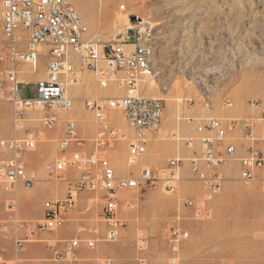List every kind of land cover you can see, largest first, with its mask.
Wrapping results in <instances>:
<instances>
[{
	"label": "rangeland",
	"instance_id": "374dc122",
	"mask_svg": "<svg viewBox=\"0 0 264 264\" xmlns=\"http://www.w3.org/2000/svg\"><path fill=\"white\" fill-rule=\"evenodd\" d=\"M69 1L86 25L84 36L99 43L112 41L128 18L137 16L153 24L156 35L152 58L154 75L139 83V94L162 98L166 110L164 124L169 121L175 124L176 117L198 115L215 116L225 123L229 117L247 118L264 113V0ZM47 48L42 45L33 73H28L30 66L27 64H19L20 69L27 72L21 73V77L27 80L26 76L39 78L43 75ZM149 82L153 83L151 89ZM83 86H91L99 97L122 93L114 83L97 88L89 80L84 81ZM19 90L23 97L32 96L35 84L21 82ZM206 101L209 108L204 107ZM226 101L232 106H226ZM253 102L257 107L251 105ZM191 109L197 114L186 112ZM42 114L41 110H28L25 126L41 128V122H34L30 117L40 118ZM13 115V106L0 101V139L15 135ZM55 115V126L44 130L43 138L50 141L42 138L35 149L23 154L26 167L34 170L37 176L30 188L20 184L15 187L19 186L25 197L34 189L27 203L28 212L23 211L19 194L5 189L0 183V264H98V260L104 258L111 259L112 264H136L135 239L140 231L148 241L149 264H168L173 252L167 242V232L173 225H179L189 233L177 248L175 264H264V188L258 181L246 184L239 179L237 153L233 160L221 166V169L230 166L231 170H221L222 188L201 219L194 218L191 209L183 203L186 199H198L202 193L201 182L190 175L189 161L184 160L181 180L174 192L164 190L161 184L145 190L127 191L133 202L119 212L124 225L116 240L104 239L105 222L99 199L103 191H83L61 227L53 231H36L33 237L41 240L23 241L17 250L16 240L25 238L24 228L33 227L41 218L43 202L64 194L65 184L49 176L59 153L57 137L63 134L64 119L74 116L78 127L88 124L90 128L91 123L82 120L86 113L78 104L69 110H57ZM109 116L106 123L129 129L122 111H114ZM178 121L182 123V120ZM162 127L155 133V138L166 144V152L170 151L166 160L176 155L187 157L189 154L182 153L180 130L179 137L172 138L170 134L178 132ZM164 132L166 137L162 136ZM236 135L228 134L238 138ZM111 150L122 169L124 143L117 142ZM193 150L197 153L190 158L199 155L197 147ZM3 156L5 153L0 151V157ZM130 169L132 175H137L136 164ZM127 172L122 169L116 174L124 176ZM51 191L56 195L51 196ZM9 199H15L12 209L5 205ZM72 237L80 240L76 260L55 259L50 246L55 244L57 248L59 244L55 240ZM88 240L94 242L93 247L86 246Z\"/></svg>",
	"mask_w": 264,
	"mask_h": 264
},
{
	"label": "built area",
	"instance_id": "2783aa9c",
	"mask_svg": "<svg viewBox=\"0 0 264 264\" xmlns=\"http://www.w3.org/2000/svg\"><path fill=\"white\" fill-rule=\"evenodd\" d=\"M151 25L137 16L128 18L127 24L121 26L112 41L99 43L84 36L86 25L69 0H0V101L13 106L15 131L14 136L0 139V151L5 153L0 157V183L5 189L13 191L18 184L30 188L36 181V173L26 167L23 154L36 148L45 129L55 126V111L72 107L73 101L66 89L80 82L82 71L92 72L99 87L105 88L114 83L124 92L118 97L88 98L84 101L85 108L92 112L97 125L91 139L93 149L89 152L70 150L71 143L80 147L84 140L77 136L75 121L65 119L64 136L58 140L59 153L49 171L51 179L65 184L64 194L43 202L41 218L33 227L24 228L25 238L16 240L17 250L23 241L41 240L33 237L36 231H53L61 227L83 191H103L99 199L105 222L104 239L114 241L124 225L119 212L133 202L127 191L145 190L156 184H161L168 192L177 189L184 161L178 155L170 158L164 168L140 165L137 175H132L128 169L124 176L115 174L108 158L109 149L117 142H125L126 163L128 166L136 164L138 157L146 151V133L157 132L160 128L164 110L162 98L139 94V83L154 75L152 68L144 66V52L149 48V38H156L155 33H151ZM42 45L48 46L45 77L35 83L34 95L23 97L19 90V64L29 65V71L33 73ZM231 104L230 101L225 102L226 106ZM256 104L251 103L254 107H257ZM204 107L209 108V102L206 101ZM36 109L43 112L39 120L41 128L26 127L28 119L25 113ZM114 110L122 111L131 134L128 129L106 123L108 112ZM176 119L195 122L196 132L202 134L198 137L199 155L188 159V171L201 182L202 193L196 200L183 201L194 218L201 219L205 215L208 204L222 188L224 177L221 166L236 155L235 145L224 142L236 128L241 130L240 138L245 142L243 154L237 157L239 179L246 184L258 181L264 188V113L247 118L229 117L225 123L215 116ZM205 131L211 134H203ZM162 136L167 134L164 132ZM170 136L175 138V133ZM193 141L192 138L184 139L191 149ZM13 202L14 199L7 200L6 207L12 209ZM167 233V242L173 252L168 264H175L177 248L189 233L179 225L171 226ZM147 242L142 231L136 234V264H149ZM55 243L62 246H50L55 259H76L79 239H58ZM93 245V241H86L87 247ZM97 263L112 264V261L104 258Z\"/></svg>",
	"mask_w": 264,
	"mask_h": 264
},
{
	"label": "crops",
	"instance_id": "0c3cea01",
	"mask_svg": "<svg viewBox=\"0 0 264 264\" xmlns=\"http://www.w3.org/2000/svg\"><path fill=\"white\" fill-rule=\"evenodd\" d=\"M21 73L23 75L24 73H27V72H25V69L22 68L21 69ZM28 73H31L29 71V69H28ZM26 77H27V80H20V81L21 82H25V83H28V82L31 81V82H33V84H35L38 80H41V79H43L45 77V71H44L43 75L41 77H39V78L29 77V76H26ZM89 80H91L92 82H94L95 83V86L97 88L99 87L97 85V83H96L95 75L93 73H91L89 71H82L80 73V82L77 84V86L76 87H75V85L73 87L72 86H69L66 89L67 90V94L69 95V97L73 101L72 107L75 104H78V106L80 108H82V110L86 113V117L85 118H83V119L82 118H79V119L80 120L82 119L84 122H87V123L90 122L91 123L90 124V128L88 127V124L85 125V126L81 124L78 127V125H77V121L78 120H77L76 117H74V116H68V117L65 118V119H73L75 121V127H76L77 136L79 138H82L84 140L82 146H80V147H77L73 143H71L70 146H69L70 150L79 149V150H83L85 152H89V151H91L93 149V146H92V143H91V139H92V137H93V135L95 133V130L97 128V125L93 121L92 112L90 110H88L87 108H85L84 101L86 99H88V98H97L99 96L94 92V90L91 89V86H86V87L83 86V82L84 81H89ZM123 94H124V92L122 91V93L120 95H117V97L118 96H121ZM72 107L70 109H72ZM114 111L116 112L117 110H114ZM114 111L108 112V116H107L108 119L110 117L109 116V113H113ZM165 111L166 110H165V107H164L163 116H164ZM186 112L187 113H190V114H197V112L195 110H192V109L191 110H186ZM163 116H162V120H163ZM190 117H192V116H190ZM65 119H64V121H65ZM162 120H161V124H160V127H162V125H163L162 129H172V128L175 129L178 132V133H175L177 137H179V130H180L181 134H183L182 141H183V146L184 147H183V152L182 153L183 154H187V155L189 154L187 157H184L183 159L188 161V159L190 158V155L196 154L197 152H196V150L193 152V149L187 147L186 144H185V142H184V139H186V138H192L194 140L193 141V147L195 146L198 149H200V143L198 141V137L200 135H202V134L196 132V129H195L196 123L195 122L187 123L185 121H181L182 123L179 124V121L177 120L175 124H173V123L170 124V121L167 124H164L162 122ZM107 124L109 126H112V127L122 128L121 127L122 125H118L116 123H107ZM31 128H35V126L34 127H31ZM128 131H129V129H128ZM155 133L156 132H147L146 133L147 138H148V135H149V139H148V142H147V145H146V152H145V154H147V155H145L146 157L143 155V156H141L139 158V165H143L144 164V165H146V166H148L150 168H153V169H160V168H164V167L167 166V163H168V160L169 159L166 160V158L171 153H170V151L166 152L164 150V147L166 146V144H163L161 142H158V140L155 138ZM232 133L237 134L236 136L238 138L230 137L229 136V138L227 140V143L228 142H232L235 145L237 155L240 156L241 154H243V144L245 143L240 138L242 132H241V130L239 128H236V129L233 130ZM203 134H211V132H209V131L206 132L205 131V132H203ZM229 135H230V133H229ZM63 136H64V129H63V134L59 135L57 138L61 139V138H63ZM48 141H50V140L47 139L46 142H48ZM53 141H54V138H53ZM123 143H124V146H125V151H124V156H123V152H122V158H123L122 160H124V163H125V158H126V155H125L126 154V143L125 142H123ZM148 149L150 151L149 152L150 154L147 153V150ZM108 158H109V162H110L111 166L114 169L115 174H116V172L117 173L120 172L122 169L125 171V164L123 163L122 169H121V167L119 166L121 163L119 164L118 162H116V159H115L116 156H115V154H112V150L111 149L108 150ZM49 159H51V156H50ZM165 160H166V162H165ZM183 166H184V164L182 165V167ZM203 167H204V165H202V168ZM186 169H187V166H186ZM221 170L223 171V168ZM229 170H231L230 169V166H229ZM33 190H31V192H29V196H31V193H33ZM14 193L19 194V196L18 195H15V197L18 196L20 198L19 202H20V204L23 205V209H24L23 211L24 212H28V209H27L28 200L25 199V192L23 190H21V188L18 186L15 189V192ZM50 193H51L50 194L51 196L56 195V192H52L51 191ZM64 239H70V238H64ZM64 239H59V240H64ZM57 247L58 248H61L62 246L61 245H58ZM79 250H80V245H79V247L76 250V256H77Z\"/></svg>",
	"mask_w": 264,
	"mask_h": 264
},
{
	"label": "bare ground",
	"instance_id": "6f19581e",
	"mask_svg": "<svg viewBox=\"0 0 264 264\" xmlns=\"http://www.w3.org/2000/svg\"><path fill=\"white\" fill-rule=\"evenodd\" d=\"M82 12H84L85 13V10L83 11L82 10ZM126 25V24H125ZM87 33V32H86ZM151 33H155L154 32V28H153V24L151 25ZM155 41H156V38H149V48H147V51H145L144 52V66H145V68H152V58H153V55H154V50H155ZM21 74V73H20ZM19 79L20 80H26V78L25 77H19ZM75 86H77V85H75ZM73 87V86H72ZM148 87L151 89L152 87H153V83L152 82H149L148 83ZM98 88H100V87H98ZM69 92V91H68ZM181 99H178V101H180ZM231 106H232V104H231ZM35 111H38V109H36ZM225 117V116H224ZM176 118H180V117H176ZM41 119V117L40 118H38V117H35V116H31L30 117V120H32V121H39ZM176 121H177V119H176ZM129 132L131 133L132 131L129 129ZM43 134H44V132H43ZM44 137V136H43ZM46 137V136H45ZM175 138H176V134H175ZM43 141H47V138H43ZM58 148V147H57ZM146 152V151H145ZM143 155H145V153L143 154ZM143 155H141V156H143ZM141 156H139L138 157V159H137V161H136V165L138 166V168H139V158L141 157ZM55 160V159H54ZM125 172L129 169V170H131L130 168H131V166H128L127 165V163H126V158H125ZM144 165V164H143ZM224 168V170L225 171H228L229 170V167L228 166H224L223 167ZM14 191H15V189H14ZM13 193V192H12ZM29 195H27L26 197H25V199H27V200H29ZM24 199V200H25ZM14 201H15V199H14ZM108 247V246H107ZM102 248H105V247H102ZM101 248V249H102ZM106 249V248H105ZM104 250V249H103ZM110 250V249H109ZM105 251V250H104ZM111 251V250H110Z\"/></svg>",
	"mask_w": 264,
	"mask_h": 264
}]
</instances>
